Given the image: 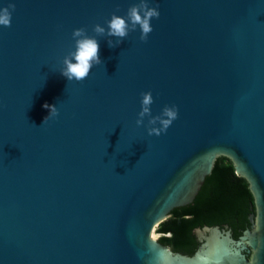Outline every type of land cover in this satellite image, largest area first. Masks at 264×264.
<instances>
[{
    "label": "water",
    "instance_id": "water-1",
    "mask_svg": "<svg viewBox=\"0 0 264 264\" xmlns=\"http://www.w3.org/2000/svg\"><path fill=\"white\" fill-rule=\"evenodd\" d=\"M0 264H264V0H149L160 16L82 82L60 74L72 31L138 0H0ZM115 39L114 37L112 38ZM175 105L166 133L137 126ZM58 116L44 121L45 104ZM144 124H147L145 117ZM249 183V225L195 228L191 254L151 231L193 202L215 159ZM254 209V211H252ZM250 254V256H249Z\"/></svg>",
    "mask_w": 264,
    "mask_h": 264
},
{
    "label": "trees",
    "instance_id": "trees-1",
    "mask_svg": "<svg viewBox=\"0 0 264 264\" xmlns=\"http://www.w3.org/2000/svg\"><path fill=\"white\" fill-rule=\"evenodd\" d=\"M253 195L247 180L236 174L232 161L218 156L193 202L172 209L160 222L158 241L173 251L191 255L199 246L195 228L227 222L234 238L249 225ZM254 211V209L252 210Z\"/></svg>",
    "mask_w": 264,
    "mask_h": 264
},
{
    "label": "clouds",
    "instance_id": "clouds-1",
    "mask_svg": "<svg viewBox=\"0 0 264 264\" xmlns=\"http://www.w3.org/2000/svg\"><path fill=\"white\" fill-rule=\"evenodd\" d=\"M15 10V3H9L0 7V26L10 27L12 11ZM160 12L158 6L150 7L149 0H138V3L132 4L126 12L125 16L113 13L111 18L105 21L107 27L100 23L92 26L95 36L88 35L87 29L84 27L75 28L72 31L74 48L70 50L62 59V67L60 74L68 81L82 82L90 74L94 65L102 64L99 56V43L96 36L108 37L107 43L111 48L117 47L129 35L131 31H135L138 27L140 30L139 39L146 42L149 34L152 32L151 20L159 18ZM115 38L114 40L112 38ZM141 110L137 114L136 125H144L147 128L148 135L160 136L166 133L174 120L178 118V109L175 105H165L158 115H152L151 105L154 102L151 91L141 92ZM48 109V115L44 121L58 116V108L56 105L45 104ZM147 117V124H144Z\"/></svg>",
    "mask_w": 264,
    "mask_h": 264
},
{
    "label": "flooded vegetation",
    "instance_id": "flooded-vegetation-1",
    "mask_svg": "<svg viewBox=\"0 0 264 264\" xmlns=\"http://www.w3.org/2000/svg\"><path fill=\"white\" fill-rule=\"evenodd\" d=\"M213 226H219L221 229H226V228H229V225H228V223L227 222H223V223H221V224H216V225H213ZM230 229V228H229ZM194 232H195V230H194ZM198 240V239H197ZM169 247V246H168ZM170 248V247H169ZM171 249V248H170ZM172 250V249H171ZM173 251V250H172ZM174 252H178V251H174ZM181 253V252H180ZM249 256H250V254H249Z\"/></svg>",
    "mask_w": 264,
    "mask_h": 264
},
{
    "label": "rangeland",
    "instance_id": "rangeland-1",
    "mask_svg": "<svg viewBox=\"0 0 264 264\" xmlns=\"http://www.w3.org/2000/svg\"><path fill=\"white\" fill-rule=\"evenodd\" d=\"M156 227L157 226H155V228L153 229V233H154V236L158 238L161 234L156 232Z\"/></svg>",
    "mask_w": 264,
    "mask_h": 264
},
{
    "label": "bare ground",
    "instance_id": "bare-ground-1",
    "mask_svg": "<svg viewBox=\"0 0 264 264\" xmlns=\"http://www.w3.org/2000/svg\"><path fill=\"white\" fill-rule=\"evenodd\" d=\"M154 228H155V227H154ZM154 228H153V229H154ZM151 235H152L153 237H155V236H154V233H153V230L151 231Z\"/></svg>",
    "mask_w": 264,
    "mask_h": 264
}]
</instances>
